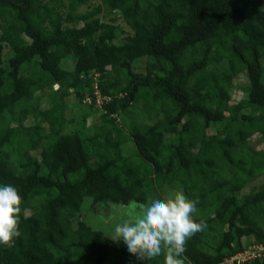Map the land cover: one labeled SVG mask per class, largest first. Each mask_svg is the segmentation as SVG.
<instances>
[{"label":"trees","instance_id":"obj_1","mask_svg":"<svg viewBox=\"0 0 264 264\" xmlns=\"http://www.w3.org/2000/svg\"><path fill=\"white\" fill-rule=\"evenodd\" d=\"M3 185L21 235L0 264H77L71 228L104 240V264L115 225L177 191L207 224L184 264L247 247L235 264H264V0H0Z\"/></svg>","mask_w":264,"mask_h":264},{"label":"clouds","instance_id":"obj_2","mask_svg":"<svg viewBox=\"0 0 264 264\" xmlns=\"http://www.w3.org/2000/svg\"><path fill=\"white\" fill-rule=\"evenodd\" d=\"M21 204L22 197L14 186H0V245L12 247L14 238L20 237ZM197 204V200H189L182 191H177L172 198L151 201L142 209V216L117 223L107 236L113 241H122L138 260L153 264L162 256L164 264H184L181 257L187 240L207 227L205 222L197 223L192 218ZM249 248L238 251L222 264L246 261L254 254Z\"/></svg>","mask_w":264,"mask_h":264},{"label":"rangeland","instance_id":"obj_3","mask_svg":"<svg viewBox=\"0 0 264 264\" xmlns=\"http://www.w3.org/2000/svg\"><path fill=\"white\" fill-rule=\"evenodd\" d=\"M91 2L96 4L97 2H99V0H91ZM86 8H87V6L84 5L80 9H86ZM118 22L122 23L124 28L125 27L128 28V26L124 22H122L121 20H118ZM246 78H247L246 75L242 74L241 76H239L238 79H235V82H236V84L243 83L246 81ZM232 92H233V94H232L233 95V101H237L238 99H240L242 97L243 92H242L241 88L235 87ZM74 100H75V97L71 101V104L74 103ZM72 107H73V105H72ZM71 111L72 110L68 111V116L71 114ZM74 114L75 115H72V116H75L74 122L67 124V130L68 131H72L78 127V120L80 119V117H78L76 115V112H74ZM89 120H91V118H89ZM252 143L258 148L262 147V145H263L259 141L258 135H254L252 137ZM74 215H75V213L73 211H71V212H69V214L67 216V221L65 219V215H63V217H62V221L64 220L65 223L70 224L71 219ZM110 220L112 221V219H110ZM62 221L61 220L58 221L59 224L57 226L61 225L62 228L67 227L68 225H64L65 223L64 224L61 223ZM113 222H114V220H113ZM67 230H65L64 233H60L59 231L55 230L54 234H55V236L58 235L61 238H64V235L67 232ZM70 232H71V235H70L71 239L75 240V242H74V240H71V241L73 242L72 244L75 245L74 249L76 251V255L73 253V257L75 258L77 264H96V258H98L100 250L105 247V244L103 243L104 240L101 237L92 238L87 232H84V231H81V230L75 229V228H71ZM110 233H108L107 235H109ZM62 241H63L62 244H64L65 246L68 247V244H69L68 240H62ZM120 243H122V241H120ZM111 244L113 246H115L114 249L110 248V250H109V252L111 254V256L110 255L109 256L111 257V259L110 260L106 259L104 261V264H118L119 263V253H118L119 250L116 249V244H118V243L116 241L112 240ZM121 260H122L123 264H141L142 262H144L142 260H138L136 256L131 255L129 252L127 255H124V256L122 255Z\"/></svg>","mask_w":264,"mask_h":264}]
</instances>
